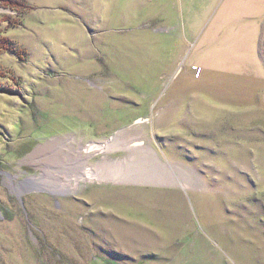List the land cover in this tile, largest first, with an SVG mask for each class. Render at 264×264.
<instances>
[{"label": "rangeland", "instance_id": "rangeland-1", "mask_svg": "<svg viewBox=\"0 0 264 264\" xmlns=\"http://www.w3.org/2000/svg\"><path fill=\"white\" fill-rule=\"evenodd\" d=\"M0 264H264V0H0Z\"/></svg>", "mask_w": 264, "mask_h": 264}, {"label": "bare ground", "instance_id": "bare-ground-1", "mask_svg": "<svg viewBox=\"0 0 264 264\" xmlns=\"http://www.w3.org/2000/svg\"><path fill=\"white\" fill-rule=\"evenodd\" d=\"M97 144H94V145H92V147L93 148H91V149H98V150H101V149H103L104 147H105V144H102V143H98V142H96ZM74 167V166H73ZM57 168V167H56ZM72 168V167H71ZM84 176H90V177H93L94 176V173H93V171L91 170V169H86V171H85V174H84Z\"/></svg>", "mask_w": 264, "mask_h": 264}, {"label": "trees", "instance_id": "trees-1", "mask_svg": "<svg viewBox=\"0 0 264 264\" xmlns=\"http://www.w3.org/2000/svg\"><path fill=\"white\" fill-rule=\"evenodd\" d=\"M3 6L4 7H8V6H10V7H12L11 9H13L14 10V5H13V3H10V2H3ZM3 40L5 41V40H8V39H4L3 38Z\"/></svg>", "mask_w": 264, "mask_h": 264}]
</instances>
